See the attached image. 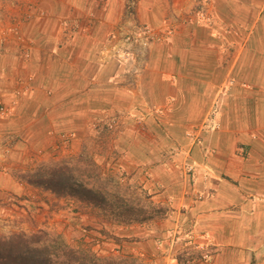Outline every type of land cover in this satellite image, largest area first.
<instances>
[{"label":"crops","instance_id":"obj_1","mask_svg":"<svg viewBox=\"0 0 264 264\" xmlns=\"http://www.w3.org/2000/svg\"><path fill=\"white\" fill-rule=\"evenodd\" d=\"M196 2L42 1L43 19L22 27L34 43L28 56L14 46L0 51V104L14 100L11 114L0 116V216L39 210L48 222L43 216L28 227L62 224L69 208L59 206L69 200L15 173L29 168L30 152L46 158L60 133L74 131V151L88 140L95 151L115 145L129 172L147 167L152 186L163 187L148 193L184 208L185 226L210 248L207 264H264V0H209L208 21L185 15H194ZM122 20L165 34L144 48L147 63L133 79L125 74L132 62L112 63L97 49ZM61 24L77 29L64 33ZM146 106L154 110L142 123L125 120L106 140L90 127L95 117ZM82 215L62 227L74 225L72 243L90 246L79 228L95 221ZM102 219L97 229L106 227ZM135 225L114 234L132 236ZM171 226L156 228L162 236ZM121 245V253L135 248L131 239Z\"/></svg>","mask_w":264,"mask_h":264},{"label":"rangeland","instance_id":"obj_2","mask_svg":"<svg viewBox=\"0 0 264 264\" xmlns=\"http://www.w3.org/2000/svg\"><path fill=\"white\" fill-rule=\"evenodd\" d=\"M42 1L43 0H0V51H7V49L9 50V47L12 46L22 49L23 53L25 48H28L29 50L32 49L34 43L32 40L24 36L22 27L29 19H33L35 22H39L43 19L46 15V10L41 5ZM208 1L209 0H197L194 15H185H188V19L191 20L198 18L200 20L208 21ZM123 20L120 24L113 28V32L107 36L106 40H102L97 43V49L98 53L101 54V58L106 57L107 60L112 59V63H122L123 65L126 64L129 66L131 65L130 62H132L134 65L129 67V71H127L128 73L126 72L125 74L133 79L137 77L139 71L141 72L147 63V54H145L144 48H148L151 44H153V42L155 43L164 39L165 34L159 33L161 38L149 43H142L139 40H134L132 38L129 41H125L120 37L121 34H132L135 38L138 36V33L137 28L135 27L136 24H127ZM60 29H62L64 33H73V31H76L77 28L73 24H61ZM134 32L135 34H133ZM166 34H169L168 29L166 30ZM114 35H117V39L112 38ZM13 105L14 100L6 107L11 109ZM146 107L147 108L144 109L130 107L121 112L115 114L113 113L107 117H95L91 120L90 127L93 131H98L100 136H103V139L106 140L108 137L115 136V134L122 129L125 120H131L134 123H142L146 117L152 113L151 111L154 110L150 106ZM136 111L142 112L145 117H143L140 113L138 114ZM0 116L2 117L5 115ZM68 133H73L74 135L67 139L65 138V134ZM75 137L76 134L74 131L60 133L58 135V141L49 152L51 155L46 158H42L44 155L43 150H34L30 152V161L28 162L30 165L29 168L24 171L19 170L15 174L18 178H20L23 172L32 170L41 163L55 161L66 157H75L80 153H85L95 161L101 173V177L109 182L108 185L110 188L113 189L115 185H118L120 190L122 188H128L129 191L133 192L135 198L138 200V203L144 206L145 210H149L150 207L153 208L154 205H158L162 207V212L159 214L156 213L153 218L144 222L129 223L139 226L137 228L138 230L134 229L135 232L132 236L128 234L121 237L119 236L120 231H117V233L119 232L118 234H114V232L116 229L125 228L129 224H121L117 222L100 207L87 205L69 196H57L50 190H45L31 185L32 187L48 191L57 199L69 200L67 202H70L71 204L64 200V202L62 201L59 206L69 208L68 211L67 209H63L64 212L61 214L65 220L59 218L58 221L60 220V222H62L60 225L58 222V225L45 224L46 226L32 229V227L35 226L28 227L32 222L40 224L39 220H42L43 216L45 217V221L48 222V215H42V212L39 210L35 211L33 216L27 211L22 212V215H16L15 210L12 209L9 213H7L8 211H5V213L0 216L1 235H10L20 231L32 232L39 228H45L49 232L62 234L66 240L72 242L73 238L71 235L74 234L77 239L79 233L76 234L77 229L71 223L62 227L63 222L65 223L68 220L69 222H72L75 214H83L89 219V221H95V224H81L79 230L82 234L87 236L88 239H90L88 242L93 249L90 246L89 247L97 255L131 257L134 258L138 264H207L206 261L209 259L210 248L206 243L199 241L203 238L200 233L191 231L187 228V226H185L183 215L184 208L180 206V210L174 209L171 207V204H173L172 199H169L168 197H166L168 199L162 200L152 198L151 193H148L152 189L159 190L163 189V187L157 184H155V187L152 186V175L147 167H138L137 169L129 172L124 165V153L121 152L115 145H110L105 151L103 149L95 151L94 147L91 148L89 146L90 141L88 140L82 144L78 151H74L70 148V142ZM6 151L7 150L4 148L3 153H6ZM94 155H100L99 162L95 160ZM169 155H173V153L169 152L167 157ZM40 156L41 158L38 159L37 157ZM142 181L143 183L146 182V190L141 187ZM129 191L123 192V190H121L127 198L129 197ZM7 201L3 204H16V201L13 199ZM56 204H58V202H55L52 206H50V209L47 210L52 212L54 207H56ZM147 204H149V208L147 207ZM20 206L24 207V205ZM87 208L91 211H88ZM17 210L19 212V208ZM100 218H103L101 224H106V227H100V229H97L96 227H99L98 220H100ZM161 222L172 223L171 227H167L165 231L163 230L164 232L161 233L162 236L156 228H159ZM41 223L45 222L41 221ZM130 239L134 241L135 248H130V250H126L121 253V243L126 244V241ZM139 242H141L142 245ZM143 245L144 247H142ZM101 249L103 251H101Z\"/></svg>","mask_w":264,"mask_h":264},{"label":"trees","instance_id":"obj_3","mask_svg":"<svg viewBox=\"0 0 264 264\" xmlns=\"http://www.w3.org/2000/svg\"><path fill=\"white\" fill-rule=\"evenodd\" d=\"M20 178L32 186L50 190L57 196H69L87 205L100 207L121 224L144 222L162 212L138 203L132 191L127 198L115 185L101 177L95 161L85 153L39 164ZM0 264H138L134 258L97 255L89 246L74 245L56 232L39 228L0 234Z\"/></svg>","mask_w":264,"mask_h":264},{"label":"built area","instance_id":"obj_4","mask_svg":"<svg viewBox=\"0 0 264 264\" xmlns=\"http://www.w3.org/2000/svg\"><path fill=\"white\" fill-rule=\"evenodd\" d=\"M135 27L137 28V33H138L137 37L134 38V36H132V34H128V33L121 34L120 37L123 38L125 41H129L131 38L134 40L137 39L142 43L153 42V41L161 38V36H159V33L157 31H154L153 29H151L146 24H136ZM168 33H170V30H168ZM133 34H135V32ZM28 52H29V49L25 48L24 54L26 56L28 55ZM11 112H12V109H10L9 107L0 105V115H9V114H11ZM73 135H74L73 133L65 134V138L68 139V138L72 137Z\"/></svg>","mask_w":264,"mask_h":264}]
</instances>
